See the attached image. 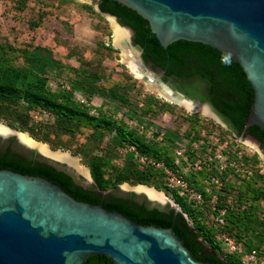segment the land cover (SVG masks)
I'll use <instances>...</instances> for the list:
<instances>
[{
    "label": "rangeland",
    "instance_id": "1",
    "mask_svg": "<svg viewBox=\"0 0 264 264\" xmlns=\"http://www.w3.org/2000/svg\"><path fill=\"white\" fill-rule=\"evenodd\" d=\"M96 3L98 0H0V67L40 69L37 77H45L53 93L64 91L86 112L85 116L67 120L24 100H0V122L52 151L76 157L86 169L80 173L87 174L101 192L119 185L155 188L151 178L149 182L144 176L136 178L134 159L141 154L119 129L136 134L145 143L164 144L167 154L177 155L178 164H182V155L177 152L194 147V158L184 156L185 168L174 171L165 167L169 178L170 172L182 176L183 170L185 176L205 171L204 181L213 178L216 189L228 194L231 204L236 202L234 193L246 190L252 196L254 190L263 192L264 153L253 142L232 133L224 119L172 103L136 77L124 61L122 49L114 45L111 24L105 13L94 8ZM145 63L159 73L150 62ZM8 137L18 141L14 135ZM92 162L101 176V188L91 174ZM195 162L199 169L194 168ZM162 166L160 163L156 167ZM221 174L230 188H220L222 182H217V176ZM163 190L159 191L182 211ZM182 198L190 205L188 196ZM212 199H217V193ZM258 203L264 208L263 199ZM260 217L264 218V209Z\"/></svg>",
    "mask_w": 264,
    "mask_h": 264
},
{
    "label": "water",
    "instance_id": "2",
    "mask_svg": "<svg viewBox=\"0 0 264 264\" xmlns=\"http://www.w3.org/2000/svg\"><path fill=\"white\" fill-rule=\"evenodd\" d=\"M113 1L144 18L162 47L179 39L201 42L240 65L252 86L253 97L239 138L253 142L264 153L260 141L247 132L252 125L264 129V0ZM94 8L128 30V46L137 53L132 55V68L147 85L162 89L172 99L176 98L172 101L177 103L184 99L205 106L221 121L209 104L174 89L163 81V69L155 67L159 71L156 74L143 61L142 49L130 38L134 31L129 26L115 15L103 12L98 3ZM0 136L3 137H0V148H3L11 137H8L10 134ZM15 136L21 143L14 140L15 151L31 156L35 150L39 158L69 172L79 184L98 189L87 174L44 155L37 147ZM154 189L119 185L102 194L126 196L132 193L150 207L166 209L170 206L176 212L181 211L172 200L169 202ZM183 215L187 218L185 213ZM189 226L194 227L191 222ZM93 255L108 257L111 264H215L194 258L183 237L176 235L172 226L143 225L117 210L107 209L102 203L78 200L42 176L0 169V264H83Z\"/></svg>",
    "mask_w": 264,
    "mask_h": 264
},
{
    "label": "trees",
    "instance_id": "3",
    "mask_svg": "<svg viewBox=\"0 0 264 264\" xmlns=\"http://www.w3.org/2000/svg\"><path fill=\"white\" fill-rule=\"evenodd\" d=\"M98 6L103 12L115 15L122 24L134 31L132 40L142 49V58L145 62H151L153 67L163 69L164 79L173 77L177 89L188 97L197 96L210 102L231 128L229 130L237 136L241 134L244 121L249 115L253 89L238 63L223 52L201 42L179 39L167 47H162L155 34L151 32L148 22L136 11L113 0H98ZM39 70L0 67V100H24L30 106H38L52 113L56 118L67 120L86 115L84 107L71 101L69 95L63 93L64 91L53 93L46 83V78L37 77ZM191 77L197 78L203 86V91H196L192 83L186 82ZM58 96L63 100L60 101ZM119 130L123 131L119 132L121 136H127L128 140L135 143L136 153L141 154L137 160L134 159L136 178L140 180L144 176L146 182L151 178V185L158 190L164 189L163 191L173 197L182 211L176 212L173 207L166 209L149 207L145 201L136 200L132 193L126 196L110 193L103 195L98 189L77 183L72 174L40 159L35 153L25 156L13 150L11 144L0 148V169L7 168L23 174L42 176L60 185L78 200L94 204L102 203L107 209L117 210L143 225L172 226L175 234L183 237L185 246L198 260L211 261L215 264H240L237 256L223 250V244L218 238L220 233L233 236L246 249H258L264 246V218L260 217V212L264 208L258 203L260 199L264 201V190L263 192L254 190L252 196L246 190L240 191V194L234 193L232 196L236 198V202L231 204L228 200L229 195L220 193L211 177H208V183L204 181L207 178L205 171H197V174L192 171L186 173L184 178L189 186H194L202 193L203 203L190 201V205H187L182 195L168 187L166 182L168 176L165 173V167L177 171L182 166H186L182 157V164H178L177 155L167 154L164 144L157 141L145 143L144 139L136 134L128 130ZM247 132L260 141L264 150V129L252 125ZM10 141H13V137ZM193 148L186 150L191 158L196 155V149ZM93 162L89 165L91 174L95 178L96 185L101 188L103 187L101 176L97 173V169L95 170ZM160 163L163 166L158 169L156 166ZM218 176V180L222 182L220 188H230L231 185L228 184V180L226 181L225 175ZM207 186L211 187V191L207 190ZM214 193H217V199L215 207L212 208L210 203ZM221 210H224L222 215L224 223L219 225L212 216L220 215ZM184 212L193 221L194 227L189 226L188 219L183 215ZM199 237L202 241L198 240ZM214 253H218L228 261L221 260ZM83 264H111V261L108 257L93 255Z\"/></svg>",
    "mask_w": 264,
    "mask_h": 264
},
{
    "label": "bare ground",
    "instance_id": "4",
    "mask_svg": "<svg viewBox=\"0 0 264 264\" xmlns=\"http://www.w3.org/2000/svg\"><path fill=\"white\" fill-rule=\"evenodd\" d=\"M106 16H107V18L111 24V27L113 29V36L112 37H113L114 45L117 46V48L120 47L122 49L123 59L128 64L129 69L134 73V75L136 77L141 78L142 76L138 72H134L132 65H131L132 55H137V53L128 46V40H129L128 30L124 27L119 26L115 22L114 18H112L108 14H106ZM148 86L152 87L151 85H148ZM153 88H155L157 91H159L160 95L162 97H164L166 100H168L172 103L178 104L180 106H183L184 108L188 109L189 111H201L203 113L212 115L208 111L207 107H205V106L198 105V104H195L193 102H190V101H187L184 99H179L178 100L179 103H177V102H175L177 99L176 98L172 99V97H170V94L164 93V91L158 87H153ZM172 100H175V101H172ZM0 134H3V135H9L10 134V135H14V136L17 134L19 136V139L21 142H23L29 146L37 147L39 149V151L41 153H43L44 155L51 157V158H54V159H57V160H60V161L66 163L72 167L74 166L73 168H77L79 170V172H83V171L85 172L86 171L85 167L80 165V163L78 162L76 157H72L71 155H69V153L63 152L60 150L52 151L46 144L40 143V142L38 143L37 141H35L31 137H29L26 133L16 132L14 130H10L6 125H4L1 122H0ZM141 186H145V187L154 189V188L146 186V185H141ZM154 190H156V189H154ZM156 191H158L164 197H166L163 194V192H161L159 190H156Z\"/></svg>",
    "mask_w": 264,
    "mask_h": 264
},
{
    "label": "built area",
    "instance_id": "5",
    "mask_svg": "<svg viewBox=\"0 0 264 264\" xmlns=\"http://www.w3.org/2000/svg\"><path fill=\"white\" fill-rule=\"evenodd\" d=\"M194 149V148H193ZM185 148H182V151L177 152L178 154L182 155V159L187 163V157L184 158V156L187 154L185 151ZM188 156V155H187ZM185 168V166H183ZM195 169H199L200 166L197 162H195L194 165ZM195 172V171H194ZM182 173L184 171L182 170ZM170 178L168 182V187L171 189H178V193L182 196H188L189 201H195L196 203H203V196L202 193L194 189L193 187L189 186L188 182L185 180L184 175H178L175 172H170ZM213 179V178H212ZM219 182V180H217ZM208 183V182H207ZM208 191H211L210 188H207ZM213 200V201H212ZM211 202L216 203L215 199H211ZM212 208L215 207V205H211ZM223 210L221 211V214L217 217H214V219L217 221L219 225H222L224 223L223 220ZM219 240L223 244V250L229 254H233L237 256L240 260V264H264V246L260 248H245L241 245L240 242H238L233 236L228 235L226 233H220L218 235Z\"/></svg>",
    "mask_w": 264,
    "mask_h": 264
},
{
    "label": "flooded vegetation",
    "instance_id": "6",
    "mask_svg": "<svg viewBox=\"0 0 264 264\" xmlns=\"http://www.w3.org/2000/svg\"><path fill=\"white\" fill-rule=\"evenodd\" d=\"M164 76V75H163ZM167 82H169V84H170V86L171 87H173L174 89H177V87L175 86V80L173 79V77H168L167 79ZM186 82L187 83H192V86L194 87V89L197 91H203V86H202V84H200L199 82H198V80H197V78H194V77H191V78H189V79H187L186 80ZM178 90V89H177ZM182 93L183 94H185L183 91H182ZM186 95V94H185ZM187 96V95H186ZM189 98H192V99H194V100H198V101H201V102H203V103H206V104H209L212 108H213V106H212V104L210 103V102H208L207 100H202L200 97H197V96H195V97H189ZM214 109V108H213ZM216 112V111H215ZM217 113V112H216ZM218 114V113H217ZM219 115V114H218ZM220 116V115H219ZM221 117V116H220ZM221 119H223L222 117H221ZM226 126L228 127V129H231L229 126H228V124L226 123ZM1 137V136H0ZM1 138H3V137H1ZM16 139H17V137H15ZM14 137H13V141H10V138H8V141H7V143L5 144V146H3V148L4 147H6V146H8V144H11V148L13 149V147H12V145H13V142H14ZM18 142H19V140H18ZM20 143V142H19ZM21 144V143H20ZM23 145V144H22ZM23 146H25V145H23ZM26 147V146H25ZM27 148V147H26ZM29 149V148H28ZM14 150V149H13ZM33 153H36V151L35 150H33ZM41 159V158H40ZM75 180V179H74ZM77 182V181H76ZM78 183V182H77ZM136 200H139V201H145V200H141V199H137V198H135ZM146 202V201H145ZM147 204V203H146ZM150 207V206H149ZM151 207H153V206H151ZM168 207H170V206H168ZM198 240L199 241H202V239H201V237H199L198 238ZM210 250H211V248H209ZM214 255L215 256H221V255H219L218 253H214ZM222 257V256H221ZM221 260H223V261H228V259H225L224 257H222V259Z\"/></svg>",
    "mask_w": 264,
    "mask_h": 264
}]
</instances>
